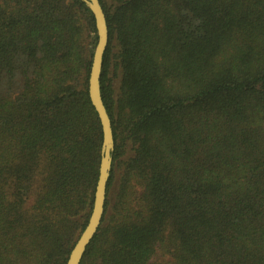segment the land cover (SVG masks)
Returning <instances> with one entry per match:
<instances>
[{"label": "trees", "instance_id": "1", "mask_svg": "<svg viewBox=\"0 0 264 264\" xmlns=\"http://www.w3.org/2000/svg\"><path fill=\"white\" fill-rule=\"evenodd\" d=\"M99 1L115 151L80 264H264V0ZM97 43L81 0H0V264H67L89 222Z\"/></svg>", "mask_w": 264, "mask_h": 264}, {"label": "water", "instance_id": "2", "mask_svg": "<svg viewBox=\"0 0 264 264\" xmlns=\"http://www.w3.org/2000/svg\"><path fill=\"white\" fill-rule=\"evenodd\" d=\"M95 17L98 43L94 51L93 63L89 77V96L95 107L103 129L102 157L99 179L95 192L93 210L89 222L73 248L67 264H80L87 247L101 226L105 212L107 187L112 170L115 140L110 116L105 107L101 93V76L104 55L109 44V29L104 9L99 0H81Z\"/></svg>", "mask_w": 264, "mask_h": 264}, {"label": "rangeland", "instance_id": "3", "mask_svg": "<svg viewBox=\"0 0 264 264\" xmlns=\"http://www.w3.org/2000/svg\"><path fill=\"white\" fill-rule=\"evenodd\" d=\"M110 78L112 80L114 89L116 90V92H118V89H119V86H120V79L119 78H115L114 75H110Z\"/></svg>", "mask_w": 264, "mask_h": 264}]
</instances>
